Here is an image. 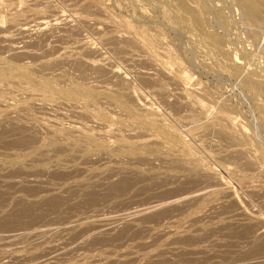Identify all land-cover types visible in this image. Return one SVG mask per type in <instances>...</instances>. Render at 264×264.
I'll return each mask as SVG.
<instances>
[{
  "label": "rangeland",
  "instance_id": "obj_1",
  "mask_svg": "<svg viewBox=\"0 0 264 264\" xmlns=\"http://www.w3.org/2000/svg\"><path fill=\"white\" fill-rule=\"evenodd\" d=\"M33 1L0 0V29L11 31L13 8L55 7L91 50L68 52L72 62L56 47L69 40L30 39L25 54L0 42V237L48 227L0 242V260L42 264L67 240L77 243L55 264H264V95L245 81L264 80V33L253 39L235 0ZM73 3L92 22L118 21L122 41L78 22ZM100 217L118 222L106 234Z\"/></svg>",
  "mask_w": 264,
  "mask_h": 264
},
{
  "label": "bare ground",
  "instance_id": "obj_2",
  "mask_svg": "<svg viewBox=\"0 0 264 264\" xmlns=\"http://www.w3.org/2000/svg\"><path fill=\"white\" fill-rule=\"evenodd\" d=\"M46 1V0H45ZM79 2H81L82 4L81 5H83L84 4V0H78ZM181 1V0H180ZM184 1V0H183ZM223 1V0H222ZM32 2H34L33 0H32ZM32 2H30L31 4H33ZM35 2H37V0L35 1ZM85 2H86V0H85ZM185 2V1H184ZM224 2V1H223ZM226 2H227V0H226ZM230 2H232V0L230 1ZM26 3V2H25ZM45 3H47V2H45ZM51 3V2H50ZM182 3V2H181ZM195 3V2H194ZM215 2H213V4H214ZM222 3V2H221ZM227 3H229V2H227ZM74 4L75 3H73V4H71V5H69L68 6V10H69V12L70 11H72L73 13V17H75L76 19H78L77 21L78 22H82L84 25H86V26H90L91 28H92V30L95 32V34H101V32H102V29H106V30H110V31H112V32H114V34L112 35V37H110V38H113L114 40H120V41H122L121 39L124 37V35H123V37H122V34H119V33H117V32H115L116 31V27H118V21H117V24L116 23H113V20L111 21L110 19V21L111 22H109V21H107L106 19H104V18H97V19H95V21H91L90 19H88L87 17H84L83 15H79L76 11H75V8L76 7H74ZM77 4V3H76ZM88 4V3H87ZM186 3H184V5H185ZM207 4V3H206ZM220 4V3H219ZM232 6H236V7H238L237 9H239L238 11L240 12V15H241V20L243 21V22H247L251 27V35H253L254 37H253V39L254 38H256V37H258L259 35H260V33L262 32V33H264L263 31H264V0H235V1H233L232 3ZM183 5V6H184ZM209 5V4H208ZM215 5V4H214ZM216 5H217V3H216ZM215 5V6H216ZM222 5H227V4H222ZM83 6H88V5H86V3H85V5H83ZM93 6V5H92ZM185 6H187V8H188V5H185ZM220 6V5H219ZM90 7V6H89ZM217 7V6H216ZM221 7H223V6H221ZM235 7V8H236ZM30 8V7H29ZM228 8V7H227ZM234 8V7H233ZM14 9V8H13ZM10 10V18H11V22H14V24H12V26L10 27V29H11V31L10 30H7V32L5 31H3V30H1V29H3V28H1L0 30V42L1 43H6V42H8V44H6L7 45V47H6V49H5V52L7 51V52H9V53H11V52H14V53H16V52H19L20 51V54L21 53H23L24 52V54H25V47H27L29 44H30V42H29V44L27 45V43H28V41L31 39H35V38H40L41 37V41L43 40L42 38H44V39H51V38H54V40H56V42L58 41V40H60V42L61 43H64L66 40H69V43L71 42V46H69L68 44L66 45L65 43L62 45V44H60L59 43V45H57L58 43H55L57 46V48H58V50H59V52L61 51H63L64 52V55H66L68 52H72V54L71 55H73V56H75V57H78V56H76L77 54H79L80 53V51L82 52V50H84L85 48H87V45H89V44H87L86 43V41L82 38V39H76V40H73V39H71L70 38V33L69 32H71V31H73V29H74V27H76L75 25H72V23H71V21H69L68 20V16H67V18L65 17L66 15H65V11H63V10H60L59 8L57 9V8H52V9H50L48 12L47 11H45L44 12V10L42 9V8H39V9H34V10H32L31 12H29V13H26L27 11H28V6H27V11L26 12H24V14L22 15V14H19V13H23V12H18L17 11V13L16 12H14V10ZM189 9V8H188ZM187 9V10H188ZM17 10V9H16ZM46 10V9H45ZM185 10V9H184ZM211 10V9H210ZM19 11H20V9H19ZM189 11V10H188ZM237 11V10H236ZM191 12V11H190ZM233 12V11H232ZM188 13V12H187ZM71 14V13H70ZM72 19V18H71ZM223 19V18H222ZM115 21V20H114ZM116 22V21H115ZM82 23H79V24H82ZM202 23V22H201ZM246 23V24H247ZM82 24V25H83ZM121 24V23H120ZM203 24V23H202ZM202 24H200V25H202ZM206 24V23H205ZM81 25V26H82ZM117 25V26H116ZM125 25H126V23H125ZM122 26V25H121ZM120 26V27H121ZM127 27H128V24L126 25ZM126 26H124V27H126ZM203 26V25H202ZM123 28V27H122ZM247 28V27H246ZM76 29V28H75ZM74 29V30H75ZM249 31V30H248ZM9 32V33H8ZM120 32V31H119ZM126 34V33H125ZM131 34V33H130ZM149 35V34H148ZM150 36V35H149ZM130 37V36H129ZM56 38V39H55ZM109 38V39H110ZM128 38V37H127ZM152 38V37H151ZM62 39H64L65 41H63ZM88 38H86V40H87ZM108 39V38H107ZM108 39V40H109ZM113 39H110L111 41H113ZM125 39V38H124ZM123 39V40H124ZM154 39V38H153ZM37 40H39V39H37ZM90 40V39H89ZM88 40V41H89ZM150 40V39H149ZM157 40V39H156ZM155 40V41H156ZM158 40H160V39H158ZM157 40V41H158ZM259 40H262V39H258V41ZM263 40H264V35H263ZM111 41L109 42V41H106L105 40V43L106 44H110L111 43ZM148 41V40H147ZM211 41H212V39H211ZM255 41H257V39H255ZM36 43V40L34 41L33 40V43ZM59 42V41H58ZM107 42H109V43H107ZM115 42V44H116V41H114ZM114 42H113V44H114ZM158 42H161V41H158ZM163 42V41H162ZM263 42V41H262ZM0 43V44H1ZM39 43V42H38ZM120 43H122V42H120ZM156 43V42H155ZM218 43V42H217ZM256 43V42H255ZM19 44H21V45H23V46H21V45H19ZM37 44V43H36ZM214 44H215V42H214ZM222 44H223V42H222ZM253 44V43H252ZM260 44V43H259ZM1 45H5V44H1ZM155 45V44H154ZM213 45V44H212ZM211 45V47H214L215 45H213L212 46ZM30 46V45H29ZM31 46H32V44H31ZM90 46V45H89ZM88 46V48L87 49H89L90 47ZM54 47H55V45H54ZM93 47V46H92ZM230 47V46H229ZM1 48H3V47H1ZM4 48H5V46H4ZM94 48H95V46H94ZM97 48V47H96ZM216 48V47H215ZM215 48H213V49H215ZM219 48V47H218ZM237 48V47H236ZM262 48V47H261ZM27 49V48H26ZM30 49V48H29ZM28 49V50H29ZM164 49H166V48H164ZM256 49V48H255ZM22 50H24L23 52H21ZM28 50H26L27 52H28ZM35 50V49H34ZM90 50H91V48H90ZM89 50V51H90ZM220 50V49H219ZM219 50H217V51H219ZM92 51H94V49H92ZM91 51V52H92ZM194 51V50H193ZM216 51V52H217ZM29 52H31V53H29ZM28 53L31 55L32 53H37V51H33L32 52V50L30 49V51H29ZM39 52V51H38ZM63 52H62V55H63ZM98 52V51H97ZM198 52V51H197ZM208 52V51H207ZM245 52H247V51H245ZM8 53V54H9ZM14 53H12V54H14ZM27 53V55H29ZM66 53V54H65ZM70 53H68V54H70ZM96 53V52H95ZM202 53V52H201ZM248 53V52H247ZM251 53V52H250ZM39 54V53H38ZM38 54H37V56H38ZM61 54V53H60ZM68 54H67V56H68ZM219 54V53H218ZM223 54V53H222ZM17 55V54H16ZM34 55V54H33ZM36 55V54H35ZM61 55V56H62ZM63 55V57H65ZM102 55V54H101ZM205 55H207V54H205ZM217 54H215V56H216ZM224 55V54H223ZM226 55V54H225ZM257 55V54H256ZM36 56V57H37ZM40 56V55H39ZM38 56V57H39ZM66 56V57H67ZM220 56V55H219ZM68 57H70V56H68ZM67 57V58H68ZM72 57V56H71ZM70 57V60H72V62L74 61V59H72ZM200 57V56H199ZM222 57V56H221ZM221 57H219V58H221ZM251 57V56H250ZM224 58H226L225 56L223 57V59ZM252 58V57H251ZM65 59L66 58H64V61H65ZM79 59V58H78ZM237 59V57L235 58V60ZM69 60V59H68ZM76 60V59H75ZM66 61H67V59H66ZM78 61V60H77ZM76 61V62H77ZM95 61V60H94ZM104 61H105V59H104ZM129 61V60H128ZM237 61V60H236ZM239 61V60H238ZM248 61V60H247ZM61 62H63V61H61ZM70 62V61H69ZM75 62V61H74ZM100 62H102V60L100 61ZM255 62V61H254ZM81 63V62H80ZM83 60H82V65H83ZM87 64H90L89 65V67L91 66V63H88V62H86ZM94 63V62H93ZM98 63V62H97ZM86 64V65H87ZM95 65V64H94ZM131 65V64H130ZM106 66V65H105ZM94 67V66H93ZM101 67V69L102 68H105V67H102V66H100ZM95 68H96V65H95ZM112 68V67H111ZM259 68V67H258ZM59 69V68H58ZM57 68L55 69V71H52V72H54L55 74L54 75H56V73L58 74V71H60V70H58ZM94 69V68H93ZM97 69V68H96ZM100 69V68H99ZM98 69V70H99ZM115 69V68H114ZM114 69H113V71H114ZM263 69V68H262ZM103 70V69H102ZM117 70H119V69H117ZM1 71V70H0ZM15 70L13 69V72H14ZM62 71H64V70H62ZM62 71H61V73H62ZM106 71V70H105ZM112 70H111V73L113 72ZM116 71V70H115ZM132 71V70H131ZM142 72H143V70H141ZM141 71H139V72H141ZM1 72H3V71H1ZM0 72V76L1 77H3L2 75H5V74H3V73H1ZM118 72V71H117ZM117 72H115V73H117ZM142 72L141 73H139V74H141L142 75ZM147 72V71H146ZM146 72H145V70H144V72L143 73H145L146 74ZM239 72V71H238ZM260 72H261V70H260ZM259 72V73H260ZM109 73H110V70H109ZM114 73V74H115ZM151 73V72H150ZM59 74H60V72H59ZM58 74V75H59ZM264 74V73H263ZM60 75H62V74H60ZM64 75V74H63ZM115 75H118V74H115ZM121 75V74H120ZM119 75V76H120ZM147 75V74H146ZM150 75H152V73L150 74ZM57 76V75H56ZM122 76H123V74H122ZM121 76V77H122ZM148 76H149V73H148ZM242 76H243V74H242ZM241 76V77H242ZM260 76H261V74H260ZM259 76V77H260ZM60 77V76H59ZM125 77V76H124ZM143 77H145V76H143ZM147 77V76H146ZM145 77V78H146ZM151 77V76H150ZM240 77V78H241ZM244 77V76H243ZM246 77V76H245ZM248 78L246 79L245 78V81H246V84H247V86L249 87V89H252V90H254L255 92H257L258 94L259 93H261V94H263L264 95V80H263V82H260V80L259 81H255L252 77H249V76H247ZM258 77V76H257ZM123 79V78H122ZM126 79V78H125ZM124 79V80H125ZM244 79V78H243ZM32 80V79H31ZM121 80V79H120ZM123 80V81H124ZM241 80V79H240ZM239 80V81H240ZM242 81H244V80H242ZM242 81H241V83H242ZM245 81H244V83H245ZM123 83V82H122ZM1 84V83H0ZM8 84V83H7ZM244 85V84H243ZM5 86V85H4ZM11 86V85H10ZM10 86H9V88H10ZM31 86V85H30ZM246 86V88H248ZM1 87H3V86H1ZM14 88V87H13ZM32 88H33V86H32ZM0 89H3V88H0ZM8 89V88H7ZM7 89H6V91H7ZM30 89V88H29ZM34 89H36V88H33V90ZM9 90V89H8ZM41 90V89H40ZM1 91H3V90H1ZM5 91V90H4ZM13 92V91H12ZM69 93V92H68ZM29 95V94H28ZM31 95V94H30ZM69 96V95H68ZM166 98V97H165ZM137 99H138V97H137ZM141 99V98H140ZM146 99V98H145ZM144 100V99H143ZM143 100H142V102H143ZM8 102V101H7ZM145 102H146V100H145ZM11 104V103H10ZM147 104H149V102L147 103ZM8 105V104H7ZM69 105V104H68ZM44 106V105H43ZM42 106V107H43ZM47 106H49V104H47ZM46 106V107H47ZM63 106V105H62ZM66 106H67V104H66ZM74 106V112H75V110H79L80 109V106H76V105H73ZM75 106H76V108H75ZM142 106H144V104H142ZM198 106L199 107H197L199 110H201L202 108H203V106L204 105H202V104H200V103H198ZM4 107V106H3ZM53 107V106H52ZM63 107H65V106H63ZM70 107H72V106H70L69 105V107L68 108H70ZM78 107H79V109H78ZM144 107H146V105L144 106ZM150 107V106H149ZM153 107V106H152ZM7 108V107H6ZM8 108H9V106H8ZM11 108V107H10ZM40 108H41V106H40ZM54 108V107H53ZM61 108V107H60ZM82 108V107H81ZM156 108V107H155ZM43 109H45V108H43ZM51 109V108H50ZM64 109V108H63ZM67 109V108H66ZM145 111H146V109L145 108H143ZM147 109H150V108H147ZM152 109V108H151ZM206 109V108H205ZM47 110V109H46ZM60 110V109H59ZM56 111V110H55ZM58 111V110H57ZM80 111V110H79ZM147 111H149V110H147ZM73 112V113H74ZM202 112V111H201ZM53 113V112H52ZM78 111L76 112V114H77V116H78ZM75 114V113H74ZM81 114H83V115H85V113H81L80 112V114L79 115H81ZM52 115V114H51ZM82 115V116H83ZM9 116V115H8ZM76 116V115H75ZM81 117V116H80ZM6 118V117H5ZM7 119V118H6ZM3 121H4V119H3ZM11 123V122H10ZM194 123V122H193ZM49 125V124H48ZM75 125V124H74ZM73 125V126H74ZM16 126V125H15ZM76 126V125H75ZM74 126V127H75ZM44 127V126H43ZM51 127V126H50ZM72 127V126H71ZM74 127H72V128H74ZM71 128V129H72ZM51 129V128H50ZM75 129H76V127H75ZM78 129V128H77ZM73 131V130H72ZM76 131H78V130H76ZM75 132V131H74ZM79 132V131H78ZM81 133V132H80ZM107 158V157H106ZM106 158H103L102 157V159H106ZM165 160V159H164ZM164 160H163V162H164ZM167 161L169 162L170 160H168L167 159ZM200 161V160H199ZM199 161L197 162V163H199ZM167 162V163H168ZM172 162H174V161H172ZM166 163V162H165ZM196 164V163H195ZM193 167V166H192ZM194 168V167H193ZM0 169H1V167H0ZM1 170H4V168L3 169H1ZM0 170V171H1ZM211 172H212V170H210ZM4 172V171H3ZM216 172V171H215ZM214 172V173H215ZM213 173V174H214ZM1 174V173H0ZM4 175V176H3ZM3 175H1L0 176V178L1 179H3V177L4 178H6L5 176V174H3ZM220 176V175H219ZM219 176H217V177H219ZM38 178V177H37ZM213 178H215V176L213 177ZM1 179H0V181H1ZM26 179H30L29 177L28 178H26ZM33 180L34 179H36V178H32ZM217 179V178H216ZM5 180V179H4ZM4 180L3 181H1V183H3L4 184ZM12 180V179H11ZM11 180H6V183L8 182H10ZM17 180V179H16ZM20 180V179H19ZM27 180V181H28ZM38 181H39V179H37ZM41 180V179H40ZM220 180H221V178H220ZM14 181V180H13ZM13 181H11V182H13ZM21 181H22V179H21ZM25 181V180H24ZM23 181V182H24ZM34 181H36V180H34ZM34 181H32V182H34ZM218 181V180H217ZM9 183L10 185L12 184V183ZM22 182V183H23ZM29 182L31 183V180H29ZM37 182V181H36ZM36 182H34V183H36ZM40 182V181H39ZM38 182V183H39ZM44 183V181H43V179H42V181L40 182V183ZM124 182H126V180H124ZM220 182V181H219ZM223 182V181H222ZM15 183V182H14ZM18 184L20 183V182H17ZM8 184V185H9ZM16 185V183L15 184H13V186L15 185V186H19V185ZM33 184V183H32ZM124 184V183H123ZM221 184V183H220ZM125 186V185H124ZM9 187V186H8ZM4 193V192H3ZM2 197V196H1ZM1 199V198H0ZM60 199V201H62L61 200V198H59ZM59 199H58V201H56V202H59ZM57 200V199H56ZM39 203V202H38ZM38 203H29V208L28 207H26L27 205L26 204H22L23 206H24V208H22L23 206L22 205H20V206H22V207H19V211H18V208H17V211L18 212H20L21 211V213L22 212H24V213H28V212H30V206L31 205H34V204H38ZM61 203V202H60ZM48 204V203H47ZM46 204V205H47ZM59 204V203H58ZM57 204V205H58ZM38 206V205H37ZM49 206V205H48ZM36 207V206H35ZM49 207H53V205L51 206V204H50V206ZM60 207V206H59ZM20 208H22L21 210H20ZM31 208H33V207H31ZM37 208V207H36ZM55 208V206L53 207V209ZM56 208H57V206H56ZM32 210V209H31ZM36 210H38V209H36ZM16 211V210H15ZM15 212H13V214L12 215H10L11 217L12 216H14L15 214H14ZM31 213V212H30ZM18 214V213H17ZM35 214V213H34ZM21 215V214H20ZM18 216L16 219H17V222H16V224L18 223V220H20V222L18 223L19 225H20V223H25L24 221H22V216L23 215H21V216ZM124 215V214H123ZM122 215V216H123ZM130 215V214H129ZM36 216V215H35ZM34 216V217H35ZM121 216V215H120ZM127 216V215H126ZM131 216V215H130ZM10 217V218H11ZM27 217V216H26ZM29 217V216H28ZM32 217V216H31ZM124 217H125V215H124ZM15 217H13V220H15L14 219ZM30 218V217H29ZM111 218V217H110ZM110 218H97V219H95L94 221H95V223L96 222H99L98 224L99 225H101L100 227H96V228H99V230H100V228H101V232L102 231H105L106 232V234L108 233V232H110V231H112L113 230V222H118L117 220L116 221H113L112 219H110ZM117 218V217H116ZM125 218H127V217H125ZM12 219V218H11ZM32 219V218H31ZM12 220V221H13ZM4 221H7V222H10V220L8 221L7 220V218H6V220H3L2 222H4ZM22 221V222H21ZM25 221H26V219H25ZM113 221V222H112ZM1 223V222H0ZM5 223V222H4ZM4 223H1V224H4ZM11 223V225H13V223L12 222H10ZM9 223V224H10ZM6 225H7V223H5ZM26 224V223H25ZM8 226H10V225H8ZM18 226V225H17ZM23 226V225H22ZM3 227H4V225H3ZM7 227V226H6ZM64 227V231L62 230V233H64L65 231H67L68 232V230H70L71 228H74V227H72V225H67V226H63ZM114 227H116V226H114ZM48 227H43V228H35V229H31L30 231L28 230H25L26 232H21V231H18V230H15V231H10V232H8V233H6V234H4V235H2L1 237H0V242L1 243H3V245H17L18 244V241L21 239V238H23L24 236V238H28L29 240H31L32 242L33 241H36V239H38L40 236H42V235H44V234H46L45 232L48 230L47 229ZM62 228V227H61ZM22 229V228H21ZM52 231H54V230H52ZM48 232V231H47ZM50 232V231H49ZM67 232H65V234L67 233ZM56 233V232H55ZM61 233V234H62ZM103 234H105L104 232H103ZM62 237H64V236H62ZM75 243H77V241H67V240H63L62 242H59L58 244H55L54 246H52V247H49L48 248V251H49V253L51 254V256L52 257H48L47 256V254H46V256L48 257L46 260H44L43 261V263L42 264H55L57 261H56V259H57V257H58V255H60V257H61V255H64V254H67V252H68V250H70L73 246H74V244ZM13 247V246H12ZM15 248V247H14ZM0 249H2V248H0ZM10 256V255H9ZM8 256V258L7 257H4V258H2L1 260H0V264H13L12 262H14V259L15 260H17V262L15 263V264H25L24 263V260H28V257L26 256V255H22V254H20V255H12L11 257H9ZM41 257V256H40ZM59 258V257H58ZM30 259V258H29ZM43 259H45V258H43ZM34 261V260H33ZM42 262V261H41ZM27 263H29V262H27L26 261V264ZM35 264H37V263H35Z\"/></svg>",
  "mask_w": 264,
  "mask_h": 264
}]
</instances>
